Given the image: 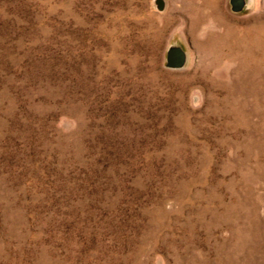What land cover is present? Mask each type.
<instances>
[{
	"label": "rangeland",
	"instance_id": "rangeland-1",
	"mask_svg": "<svg viewBox=\"0 0 264 264\" xmlns=\"http://www.w3.org/2000/svg\"><path fill=\"white\" fill-rule=\"evenodd\" d=\"M241 2L0 0V264H264V0Z\"/></svg>",
	"mask_w": 264,
	"mask_h": 264
},
{
	"label": "water",
	"instance_id": "water-1",
	"mask_svg": "<svg viewBox=\"0 0 264 264\" xmlns=\"http://www.w3.org/2000/svg\"><path fill=\"white\" fill-rule=\"evenodd\" d=\"M232 5L235 11H239L242 6V2L241 0H232ZM168 63H169V67L171 68L182 67L185 63L184 53L180 50H174L170 52L168 56Z\"/></svg>",
	"mask_w": 264,
	"mask_h": 264
}]
</instances>
